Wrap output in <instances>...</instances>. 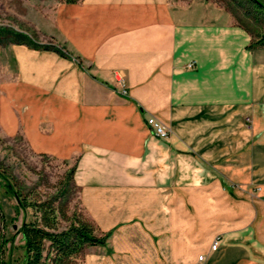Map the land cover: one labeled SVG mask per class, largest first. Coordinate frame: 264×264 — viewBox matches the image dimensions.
I'll return each mask as SVG.
<instances>
[{"label": "crops", "instance_id": "obj_1", "mask_svg": "<svg viewBox=\"0 0 264 264\" xmlns=\"http://www.w3.org/2000/svg\"><path fill=\"white\" fill-rule=\"evenodd\" d=\"M49 35L59 45L15 44L0 129L76 158L83 203L111 232L87 264H264V46L253 33L210 0H75L59 4Z\"/></svg>", "mask_w": 264, "mask_h": 264}, {"label": "rangeland", "instance_id": "obj_2", "mask_svg": "<svg viewBox=\"0 0 264 264\" xmlns=\"http://www.w3.org/2000/svg\"><path fill=\"white\" fill-rule=\"evenodd\" d=\"M67 1L75 0H0V90L7 77L15 71V44L30 46L31 40L52 47L59 45L49 32L57 7ZM210 1L229 10L237 22L253 33L255 45H263L260 42L264 41V11L257 8L254 0ZM260 1L264 4V0ZM75 165L76 158L61 159L33 152L22 136H7L0 129V204L5 216L2 219L0 214V258L2 251L7 254L11 244L15 245L9 250L13 262L20 264L24 257L23 240L18 232L24 213L18 211L17 199L6 186L5 176L10 178L23 197L63 206L68 218L75 215L92 220L83 203L82 187L75 181ZM34 217V208L27 206L25 218L32 220ZM192 220L196 222L198 217ZM69 222L61 218V226ZM4 240L8 241L4 244ZM89 247L70 264H87L86 256L91 251Z\"/></svg>", "mask_w": 264, "mask_h": 264}, {"label": "trees", "instance_id": "obj_3", "mask_svg": "<svg viewBox=\"0 0 264 264\" xmlns=\"http://www.w3.org/2000/svg\"><path fill=\"white\" fill-rule=\"evenodd\" d=\"M253 3L260 11H264V4L260 0ZM264 41L260 42V44ZM30 46L39 48H51L49 44L29 41ZM77 163L74 166V170ZM3 174V173H1ZM5 183L18 202V211L24 213L23 221L18 229L23 240L24 257L20 264H70L73 259L81 256L89 246L105 245L111 232H101L94 221L80 218L78 216L67 217L63 206L54 202L32 201L23 197L16 190L14 183L5 176ZM27 206L34 208L35 217L32 220L25 218ZM0 214L5 218L0 204ZM61 218L70 222L61 226ZM4 240L2 243H6ZM12 247V248H11ZM15 245H10L8 252L2 251L0 264L14 263L10 251ZM10 250V251H9Z\"/></svg>", "mask_w": 264, "mask_h": 264}, {"label": "built area", "instance_id": "obj_4", "mask_svg": "<svg viewBox=\"0 0 264 264\" xmlns=\"http://www.w3.org/2000/svg\"><path fill=\"white\" fill-rule=\"evenodd\" d=\"M114 85L116 89L122 94H127L128 90L126 87V80L124 73L121 70L113 71ZM246 122L251 123L252 119L250 116L246 117ZM147 124L150 126L153 134L158 138H167L169 136V129L166 127L164 122L159 119L155 114L150 113L147 118ZM220 243V237L216 236L212 245L211 250H216ZM207 258L206 254H201L198 258V261L195 264L203 263Z\"/></svg>", "mask_w": 264, "mask_h": 264}]
</instances>
